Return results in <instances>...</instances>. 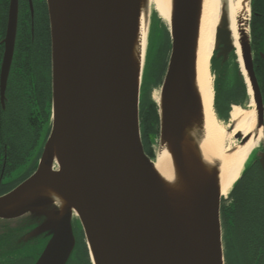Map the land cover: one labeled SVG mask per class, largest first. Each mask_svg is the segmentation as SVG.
<instances>
[{
  "label": "water",
  "instance_id": "obj_1",
  "mask_svg": "<svg viewBox=\"0 0 264 264\" xmlns=\"http://www.w3.org/2000/svg\"><path fill=\"white\" fill-rule=\"evenodd\" d=\"M247 1L250 5L251 0ZM47 3L52 40L51 130L35 170L0 195V233L21 232L14 248L33 246L28 264H67L80 233L92 264H225L221 203L240 180L258 142L227 196H222L217 184L219 166H212L204 190L197 194V213L193 210V217L181 222L154 170L155 158L145 151L141 133L142 87L154 31L159 27L157 11L148 8V0ZM142 8L149 10V33L140 64L134 38ZM201 10L202 0H173L169 25L157 13L171 40L157 102L160 142L168 146L179 171L192 175L208 167L197 149L193 148L190 159L184 152L188 129H197L199 139L203 135V105L196 87ZM9 26L0 74L3 106L17 32L15 7ZM228 26L224 17L211 60L215 101L219 85L239 83L235 70L254 81L250 20L249 32L243 31L238 41L242 62ZM216 58L221 59L225 85L214 72ZM256 117L259 140L261 113ZM248 140L243 139L241 145ZM11 221L18 222L12 226ZM16 260L4 263L19 264Z\"/></svg>",
  "mask_w": 264,
  "mask_h": 264
},
{
  "label": "flooded vegetation",
  "instance_id": "obj_2",
  "mask_svg": "<svg viewBox=\"0 0 264 264\" xmlns=\"http://www.w3.org/2000/svg\"><path fill=\"white\" fill-rule=\"evenodd\" d=\"M14 7L17 32L4 87V106L0 98L4 109V167L0 180L4 177V183L10 184L5 188L13 187L19 180L17 176L31 168L51 130L52 40L48 3L0 0V74ZM250 28L254 81L235 70L239 83L232 89L230 105L251 107L256 115L261 113L263 125L258 145L240 180L221 203L225 264H264V0H251ZM232 56L233 53L224 65ZM224 106L223 99L215 104L217 115L226 120ZM67 264H92L83 233L76 237V247Z\"/></svg>",
  "mask_w": 264,
  "mask_h": 264
},
{
  "label": "bare ground",
  "instance_id": "obj_3",
  "mask_svg": "<svg viewBox=\"0 0 264 264\" xmlns=\"http://www.w3.org/2000/svg\"><path fill=\"white\" fill-rule=\"evenodd\" d=\"M149 7L157 11L159 17L168 25L172 18L173 0H148ZM226 18L232 37L238 49L242 62L239 38L243 31L249 32L250 5L247 0H202L199 35L196 46V87L203 105V135L198 138L197 129H188L184 141V152L188 159L192 157L193 148L200 153L204 164L208 167L201 174H182L176 167L172 154L167 145H161L154 159V170L162 181L168 199L176 216L182 222L187 217L197 213L198 193L205 188L207 172L213 165H218V187L222 196H227L234 183L240 177L250 152L256 146L255 137L257 126L256 111H246L240 106H234L231 118L236 123L231 134H240V141L249 140L235 151L225 148V128L220 124L214 109V77L211 71V60L214 54L217 29L223 18ZM149 33V10L142 8L138 27L134 38L136 60L141 64L145 58ZM160 102L157 93L154 95ZM200 172V171H199ZM204 176V177H203ZM55 199V194L49 192ZM56 200L63 203L61 198ZM193 207V208H192ZM193 248L198 253L197 243L193 240Z\"/></svg>",
  "mask_w": 264,
  "mask_h": 264
},
{
  "label": "trees",
  "instance_id": "obj_4",
  "mask_svg": "<svg viewBox=\"0 0 264 264\" xmlns=\"http://www.w3.org/2000/svg\"><path fill=\"white\" fill-rule=\"evenodd\" d=\"M155 16L159 22V27L154 31L155 32V40L159 43L158 49L159 54L157 58L156 68H155V76L153 78L152 82H147L144 80V84L142 87V91L145 90V96L144 99H141V107H140V121H141V133H142V140L145 147L146 153L152 158H155V152H154V145L157 143V140L160 135V115H159V106L157 102L152 97V92L155 88V86L159 85L164 78L167 66H168V57H167V51L171 48V40H170V33L169 29L166 26V24L158 17L157 13H155ZM2 57V54L0 55V58ZM148 67V63H147ZM147 69V68H146ZM146 74V73H145ZM236 85H234L232 88L230 86L220 87L218 86L217 90V97L216 102L219 103L220 100H224L225 106H224V118L228 120L230 118V112L232 110L230 105V99L234 93L232 92V89H234ZM22 149L24 150V154L28 153L27 148L24 149V145L21 144ZM27 159V158H26ZM23 161V160H22ZM21 162V159L19 160ZM25 162H28V160H25ZM36 162L37 160H34V163L32 164L31 168L26 171L24 174L17 176L19 177V180L13 185L15 187L17 184L25 180L31 172H33L36 168ZM4 167V109L0 102V172L3 170ZM1 177V176H0ZM5 186H10V184L4 183V177L3 180H0V195L6 193L13 187L5 188ZM5 188V189H4ZM19 233L18 230L15 229H8L4 234L0 233V264H4L5 261H16V259L9 260L11 258L5 257L4 254L8 255L10 252L14 251L15 249H22L24 245L16 246L14 248V245H16V239L18 240V237H16ZM8 256H11L8 255Z\"/></svg>",
  "mask_w": 264,
  "mask_h": 264
},
{
  "label": "rangeland",
  "instance_id": "obj_5",
  "mask_svg": "<svg viewBox=\"0 0 264 264\" xmlns=\"http://www.w3.org/2000/svg\"><path fill=\"white\" fill-rule=\"evenodd\" d=\"M154 7L152 6L150 9L153 11ZM156 24L159 26V23H158V20L156 19L155 20ZM167 26V25H166ZM154 40H152V44H151V47H150V51H149V62H148V68H147V72H146V81L147 82H152L153 81V78L155 76V68H156V63H157V58H158V54H159V49H158V45L159 43L155 40V38H153ZM167 53V57H168V60L170 58V53H171V50L166 52ZM214 72L217 74L218 78H219V82L220 84L222 85H225L226 83V77L225 75H223V69L221 67V59L220 58H216V60L214 61ZM161 85H162V82L155 86L153 92H152V96H153V99L158 102V100H156V98L154 97V95L157 93L158 97L161 98ZM227 86V85H226ZM144 96H145V90L143 92V96H142V99H144ZM243 108L244 110L246 111H250L251 110V107H241ZM217 116V114H216ZM218 118V121L220 122V124L225 128V132L227 134V136H225V142H224V146L225 148H228L230 149V151H235L238 149V147L241 145V142L242 140L240 141V144H239V138L237 137L238 134H231L232 130L234 129L236 123L232 120L229 119V120H220V118L217 116ZM161 146V142H160V135H159V138L157 140V143L154 145V152H155V158H156V152H157V149ZM224 200V199H223ZM18 221H11L9 222L12 226H15L16 223ZM74 223H78L77 220H74ZM34 255V248L32 245H27L25 247H23L21 250L19 251H16L14 253H12V255L10 256L11 259H18V263L19 264H28L29 263V259L27 257H31Z\"/></svg>",
  "mask_w": 264,
  "mask_h": 264
}]
</instances>
